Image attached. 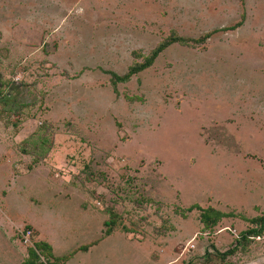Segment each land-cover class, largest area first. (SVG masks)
I'll return each instance as SVG.
<instances>
[{"label": "rangeland", "instance_id": "374dc122", "mask_svg": "<svg viewBox=\"0 0 264 264\" xmlns=\"http://www.w3.org/2000/svg\"><path fill=\"white\" fill-rule=\"evenodd\" d=\"M263 211L264 0H0V264L23 229L66 264H264L216 252Z\"/></svg>", "mask_w": 264, "mask_h": 264}, {"label": "trees", "instance_id": "16d2710c", "mask_svg": "<svg viewBox=\"0 0 264 264\" xmlns=\"http://www.w3.org/2000/svg\"><path fill=\"white\" fill-rule=\"evenodd\" d=\"M241 24L242 21L237 22L230 28L236 29ZM211 35L212 33L204 35L202 37V40H206ZM188 42V39L175 33L168 36L159 45H157V47H155L149 55L145 56V59L141 63L138 62L132 65L127 73L119 75L115 72H111L113 85L116 86L119 82L128 81L132 75L150 67L154 63L156 58L160 55V53L163 52L171 44H187ZM194 208H198L201 210V221L204 224V229H212L218 225L222 218L232 215L231 213L223 212L214 207L202 208L199 205H191L188 210H193ZM249 221L251 223V226L238 234L237 243L224 252L216 250L218 256L225 258L226 256L235 253L238 249V246L242 245V247H246L254 240H256V238L264 235V211L261 214L250 218ZM105 224L108 226V228L106 229V235H111L115 221L110 219L109 221H106ZM96 243L97 242H93L91 245H83L80 247V250L88 251L90 246ZM28 251L29 257L22 264H66L65 262L67 260V257H54L53 248L50 243L44 241L35 242L33 246L28 249ZM42 257L49 259H47V261H42ZM53 257L54 259L50 261V258ZM187 264H191V262H188Z\"/></svg>", "mask_w": 264, "mask_h": 264}, {"label": "built area", "instance_id": "2783aa9c", "mask_svg": "<svg viewBox=\"0 0 264 264\" xmlns=\"http://www.w3.org/2000/svg\"><path fill=\"white\" fill-rule=\"evenodd\" d=\"M24 242L33 245L32 243V230L31 229H23L22 230Z\"/></svg>", "mask_w": 264, "mask_h": 264}]
</instances>
